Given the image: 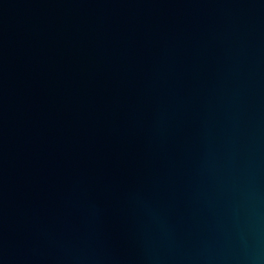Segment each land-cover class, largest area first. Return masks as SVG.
I'll use <instances>...</instances> for the list:
<instances>
[{
    "label": "water",
    "instance_id": "1",
    "mask_svg": "<svg viewBox=\"0 0 264 264\" xmlns=\"http://www.w3.org/2000/svg\"><path fill=\"white\" fill-rule=\"evenodd\" d=\"M0 264H264V0H0Z\"/></svg>",
    "mask_w": 264,
    "mask_h": 264
}]
</instances>
